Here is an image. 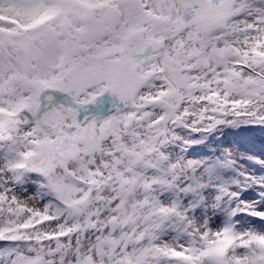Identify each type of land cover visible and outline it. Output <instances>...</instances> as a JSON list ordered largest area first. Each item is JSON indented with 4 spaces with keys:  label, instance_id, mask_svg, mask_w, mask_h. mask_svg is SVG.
<instances>
[{
    "label": "snow or ice",
    "instance_id": "obj_1",
    "mask_svg": "<svg viewBox=\"0 0 264 264\" xmlns=\"http://www.w3.org/2000/svg\"><path fill=\"white\" fill-rule=\"evenodd\" d=\"M224 129L264 133V0H0V264H264Z\"/></svg>",
    "mask_w": 264,
    "mask_h": 264
},
{
    "label": "rangeland",
    "instance_id": "obj_2",
    "mask_svg": "<svg viewBox=\"0 0 264 264\" xmlns=\"http://www.w3.org/2000/svg\"><path fill=\"white\" fill-rule=\"evenodd\" d=\"M264 133L259 130L245 131L243 129H224L223 134L215 138L212 145H224L231 144L241 150L244 148H252L256 151L264 150ZM207 150L206 146L193 147L191 150L192 155L203 154Z\"/></svg>",
    "mask_w": 264,
    "mask_h": 264
}]
</instances>
